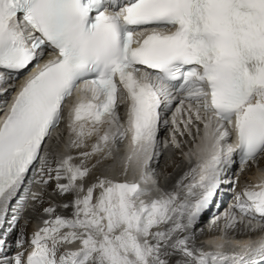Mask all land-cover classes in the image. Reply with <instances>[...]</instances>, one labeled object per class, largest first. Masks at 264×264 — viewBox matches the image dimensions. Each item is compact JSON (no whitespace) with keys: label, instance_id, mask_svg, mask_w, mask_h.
Wrapping results in <instances>:
<instances>
[{"label":"snow or ice","instance_id":"6c2138e0","mask_svg":"<svg viewBox=\"0 0 264 264\" xmlns=\"http://www.w3.org/2000/svg\"><path fill=\"white\" fill-rule=\"evenodd\" d=\"M46 53L55 58L41 67ZM29 65L39 71L14 94L0 125V223L30 170L41 175L34 183L54 179L61 195L75 198L63 205L72 208L71 217L44 210L51 218L32 235L26 261L17 255L14 264H264V238L230 253L193 243V228L221 185L235 190L230 166L264 156V0H0V83L6 85L0 91ZM81 86L91 99H81L70 114L71 147H84L93 134L98 140L80 154V164L67 156L53 167L46 138ZM121 90L130 101L127 127L116 111ZM185 104L196 107L204 144L188 154L196 155L195 166L166 190L150 163L160 155L158 134L168 123L162 114ZM232 132L235 149L221 143ZM129 134L127 162L146 169L140 180L101 175L85 188L96 165L84 161L107 150L100 164ZM234 200L227 228L237 224V213L264 228V182Z\"/></svg>","mask_w":264,"mask_h":264},{"label":"bare ground","instance_id":"6f19581e","mask_svg":"<svg viewBox=\"0 0 264 264\" xmlns=\"http://www.w3.org/2000/svg\"><path fill=\"white\" fill-rule=\"evenodd\" d=\"M106 121H107V119H105ZM107 127H108V124L107 123H105L104 124V126H103V129L104 130H106L107 129ZM88 128L89 127H85V131H87L88 130ZM68 130L64 133V136L62 137V139H63V142L62 143H60L58 146H57V148H56V145H55V147H54V150L53 149H49L51 152H52V154L51 155H49L48 156V158L49 159H51L52 160V166H54L55 165V162H54V160L55 159H58V158H56L57 157V154L58 153H64V154H71L72 156H74V157H77V156H80V154L82 153V152H91L92 151V148H93V146H94V144L97 142V140H98V134H93L91 137H86L85 138V141H84V143H85V145L86 146H89V148H90V151L89 150H83V147L82 148H75V150H73V148L71 147V141L74 139V134L72 133V131H71V128H67ZM167 131H166V129L163 131V134H162V138H165L166 136H167V133H166ZM189 132H191V131H189ZM57 135L59 136L60 135V132L58 131L57 132ZM191 135H192V133H191ZM57 136V137H58ZM69 140V144L67 143V141ZM71 140V141H70ZM124 142H125V140L124 141H122V142H120V143H118L117 145H115V147H114V151H120V152H116V157H118L117 159L119 160V164H120V161L122 162L120 165H121V168L120 169H116L115 168V166L113 165V164H111L112 166H114V169L113 170H120V171H118L119 173L118 174H116V176H110L108 173V177L109 178H112V179H115V180H117L118 182H120V181H139L138 179H137V177H136V173L140 170V168H138V166L136 165V163L135 162H133L132 164H128V162H127V156L130 154V152L131 151H126V153H123V147H124ZM53 143H54V141L52 142V144H50V146H53ZM64 144H68V145H70V147H68L67 146V151H64V149H63V147L65 146ZM202 144V146H203V144H204V140H203V138H201L200 137V144H196L194 147H192L191 146V150H190V152H187V159H192L190 162H192L193 161V159H195L196 160V155H192L191 156V158H189V153H192V154H195V153H197L198 152V150H199V147H202V146H200ZM50 146H48V147H50ZM59 147V148H58ZM85 147V146H84ZM172 148L171 149H169L168 150V152H166L165 153V155H164V157H162L163 158V160L165 161L164 162V165H161L160 163L161 162H159L157 165H155V164H153V163H150V169L151 170H153V168H157L156 169V173H158L159 172V170H163L164 171V168H166V170L168 171V172H172V180L167 184V187H166V190H171L173 187H174V185L176 184V182L178 181V180H180L181 179V177H183L184 176V174L186 173V172H188L189 171V169L191 168V167H194V165H193V163H191L189 166H188V168L187 169H184V170H182L181 172H179V171H175L172 167H171V165L169 164V162H168V158H166V157H169V156H172V157H176L177 155H176V152H175V147H174V145L173 146H171ZM59 149H61V151H58ZM88 149V148H87ZM58 152H57V151ZM177 150V149H176ZM105 151H107V150H105ZM104 154H106V152L104 153ZM103 154L102 153H99V154H97V155H95V156H93L92 157V159H91V162L89 163L90 165L92 164V166L93 165H97L96 164V162L98 161V160H101V156H102ZM170 159H172L171 157H170ZM179 159V158H178ZM182 159V158H181ZM106 160V159H105ZM118 160H117V162H118ZM115 161H116V159H115ZM74 164H77L76 162H75V159L72 161ZM106 162V161H105ZM179 162L180 163H183V161L182 160H179ZM116 163V162H115ZM261 163H263V161H261ZM107 164H109V163H107ZM117 164V163H116ZM159 164H160V166H159ZM185 165V164H184ZM91 167V166H90ZM89 167V168H90ZM144 171H146V169H143ZM250 170H252V169H250ZM256 170H258V169H256ZM126 173V174H125ZM249 176L251 177L250 178V181L249 182H246L247 183V187H250V186H255V185H257V184H259V183H262V182H264V168H262L261 170H258V171H256V176H253L252 174H253V170L252 171H250L249 172ZM52 175H55L54 173L52 174ZM159 175V174H158ZM93 176V175H92ZM141 176V175H140ZM140 176H138V178H140ZM87 180H89V179H87ZM251 181H254L256 184H252V182ZM50 186H55L54 184H51ZM86 186V185H85ZM246 186V185H245ZM56 187V186H55ZM52 188V187H51ZM34 193H36V191L34 190ZM58 193V192H57ZM69 195H72V199H68L67 201H66V204H71V202L73 201V199H74V197H73V194H68V195H61L60 193H58V197L59 196H63V198H66L67 196H69ZM95 195H99V189H97L96 190V193H95ZM31 198V197H30ZM45 197H43V198H38V201H43V199H44ZM39 202V203H40ZM38 208V207H37ZM55 208V212H57V213H59L61 216H64V217H70L71 216V214H72V208L71 207H69V208H66L64 211H62L60 208H58V206H55L54 207ZM36 209V208H35ZM42 209V208H41ZM37 210V209H36ZM30 213V211L28 212V213H26L27 214V217H31V215L29 214ZM51 217L47 214V213H45L44 215H43V220L44 219H50ZM206 220V217L203 219V221L202 222H204ZM41 225H44L43 224V222H39V226H36V224H32L29 228H28V230L26 231V233H27V235L29 236L30 234H34L36 231H38L40 228H42V226ZM23 228V227H22ZM5 229V228H4ZM7 229V228H6ZM5 229V230H6ZM24 230H25V228H24ZM237 233V232H236ZM200 235H204L205 237H208L209 236V238H207L206 239V242H207V244L209 245V247L208 248H214V250H216V251H222V252H224V251H231V250H233V251H235V250H237V245H240V241H236V240H234V239H230V238H228V237H221L220 236V234H219V229H217V226L215 225V224H212V226H210V230H207L205 227H204V229H203V231H202V233H200ZM237 236H240V237H253V233H250V232H248L247 234H244V233H237ZM251 241H253V240H251ZM250 242V240H247V241H245V242H242V244L241 245H244V244H246V243H249ZM193 243L196 245V247H198V248H203V245L202 244H200V243H197V242H195V241H193ZM220 245H223V247H219ZM25 247H27V246H25ZM69 248H70V250H74V249H77L78 247H79V244L77 243V244H73V245H70V246H68ZM179 257H173V258H171V259H173V260H175V259H178Z\"/></svg>","mask_w":264,"mask_h":264},{"label":"rangeland","instance_id":"374dc122","mask_svg":"<svg viewBox=\"0 0 264 264\" xmlns=\"http://www.w3.org/2000/svg\"><path fill=\"white\" fill-rule=\"evenodd\" d=\"M167 131V130H166ZM180 132H181V134H182V136L178 139V140H176L175 141V148L177 149H175V152H176V157H172V156H169V157H166V158H168V162H169V164L171 165V167L175 170V171H179V172H181L182 170H184V169H187L188 168V166L191 164V162H190V159H187V152H190V150L192 149L191 148V144H192V141H193V138H192V136H188V135H186L185 133H184V131H182V130H180ZM69 141V140H68ZM63 142V139H62V136H60V139H58V140H56V141H54V143H53V146H50V147H48V149H47V152H50V153H52L49 149L51 148V149H53L54 150V147H55V145H56V148H57V146L60 144V143H62ZM65 146L63 147V149L64 150H66L67 151V146L68 147H70V145H68V144H64ZM59 148V147H58ZM71 148V147H70ZM73 148V147H72ZM82 148V147H81ZM88 148V149H87ZM172 147L170 146V147H168L167 148V150H166V152H168V150L169 149H171ZM73 150H75V148H73ZM83 150H89L90 151V148H89V146H86L85 145V147H83ZM57 151V150H56ZM58 152V151H57ZM85 152V151H84ZM106 152V151H105ZM116 152H120V151H113V155L112 156H110V157H107L106 158V160L105 159H103L102 160V162L100 163V164H97L96 165V167L95 168H92V164L90 165L89 163L91 162V159H92V157L91 158H89L88 160H86V161H84V163H85V166H87V167H90V168H92V172H91V174H90V176H89V180H86L85 181V188H87L88 186H90L92 183H94L95 182V180H96V178L98 177V176H101V175H105V176H107L108 174L111 176H116V174H118L119 172L118 171H120V170H116L117 168L118 169H120L121 168V161H120V164H119V160L117 159L118 157H116ZM103 155H106V154H104V153H102ZM102 155V156H103ZM166 156V155H165ZM164 157V156H163ZM170 157L172 158V159H170ZM56 158H58V157H56ZM165 158V157H164ZM179 158V159H178ZM182 158V159H181ZM115 159H116V161H115ZM58 159H55L54 160V162H55V165L53 166V167H55L56 166V161H57ZM117 160H118V162H117ZM179 160H182L183 161V163H180L179 162ZM106 161V162H105ZM75 162L77 163V164H80L81 162H82V158H81V156H77L76 157V159H75ZM117 164H116V163ZM160 164L161 165H164V160H163V158H161V160H160ZM107 163H109V164H107ZM263 163H264V160H263ZM263 163H262V165H263ZM111 164H113L114 166H115V170H113L114 169V166H112ZM160 164H159V166H160ZM185 164V165H184ZM152 169V168H151ZM156 169L157 168H153V170H151L152 171V173H153V176H154V179H156V181L158 182V184H159V186L162 188V189H166V187H167V184L172 180V172H168L167 170H166V168H164V171L163 170H159V172L158 173H156ZM108 173V174H107ZM107 174V175H106ZM159 174V175H158ZM47 172H46V176H45V178L47 177ZM93 175V176H92ZM245 176V175H244ZM65 182V180H61L60 181V183H64ZM67 182V181H66ZM51 184H54L55 186L53 187V186H50ZM246 185H247V183H245ZM39 185H42V187L41 188H39V186H37V189H35L36 190V193L38 194V198H43V197H45L44 199H43V201L42 202H40V201H38V198H37V200H33V199H31L30 198V202H29V204H28V207H27V210H28V212L30 211V215H31V217L29 218V217H27V215H26V219H27V222H29L30 223V221H32V220H34V224H36V226H39V222H43L44 220H47V219H44L43 220V215L45 214V209L46 208H49V207H55V206H58V208H60L62 211H64L66 208L65 207H63V205H65L66 204V201L68 200V199H72V195H69V196H67L66 198H63V196H57L58 195V191H57V181L56 180H52L50 183H48L46 186L45 185H43L42 183H39ZM52 187V188H51ZM34 192V191H33ZM58 192V193H57ZM41 193V194H40ZM39 194L40 195H43L42 197H40L39 196ZM73 197H74V194H73ZM40 202V203H39ZM38 207V208H37ZM37 210H36V209ZM42 208V209H41ZM27 212V213H28ZM54 216L55 215H59V216H61L59 213H57V212H55L54 214H53ZM71 217V216H70ZM31 225H27L26 227H27V230H28V228L30 227ZM42 227L44 226V225H41ZM11 227V224L10 225H8V229ZM23 227V226H22ZM5 229H6V227H5ZM5 229H4V231H5ZM23 230H24V227L22 228ZM25 231H26V228H25ZM65 231H67V230H65ZM220 233H222V231H220L219 232V234ZM254 233H256V231H254ZM196 242V241H195ZM68 247V246H67Z\"/></svg>","mask_w":264,"mask_h":264}]
</instances>
